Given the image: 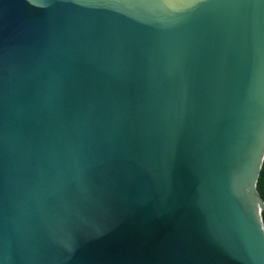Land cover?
Instances as JSON below:
<instances>
[{"label": "water", "instance_id": "water-1", "mask_svg": "<svg viewBox=\"0 0 264 264\" xmlns=\"http://www.w3.org/2000/svg\"><path fill=\"white\" fill-rule=\"evenodd\" d=\"M264 0H0V264H264Z\"/></svg>", "mask_w": 264, "mask_h": 264}, {"label": "trees", "instance_id": "trees-1", "mask_svg": "<svg viewBox=\"0 0 264 264\" xmlns=\"http://www.w3.org/2000/svg\"><path fill=\"white\" fill-rule=\"evenodd\" d=\"M256 188L259 194L261 195L262 199L264 200V163L258 177ZM261 215L264 223V209L261 211Z\"/></svg>", "mask_w": 264, "mask_h": 264}]
</instances>
